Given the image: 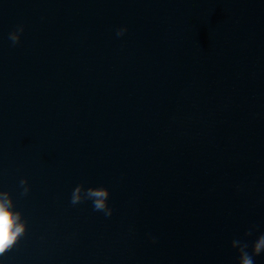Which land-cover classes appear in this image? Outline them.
<instances>
[{
    "label": "water",
    "instance_id": "water-1",
    "mask_svg": "<svg viewBox=\"0 0 264 264\" xmlns=\"http://www.w3.org/2000/svg\"><path fill=\"white\" fill-rule=\"evenodd\" d=\"M0 188L27 222L4 264H237L264 232V0H0Z\"/></svg>",
    "mask_w": 264,
    "mask_h": 264
},
{
    "label": "clouds",
    "instance_id": "clouds-1",
    "mask_svg": "<svg viewBox=\"0 0 264 264\" xmlns=\"http://www.w3.org/2000/svg\"><path fill=\"white\" fill-rule=\"evenodd\" d=\"M24 30V25L20 24L9 32L8 38L16 44L20 40L21 33ZM127 31V26H121L117 29L116 35L121 36ZM19 184L22 186V194H27L30 190L27 178L20 179ZM109 190L105 187H90L82 190L81 185H77L71 194V203L76 204L82 200H90L94 210L102 211L105 216L112 213V208L109 205ZM27 222L23 218L22 212L16 208L13 194L10 190L0 188V256L12 248L18 239L25 233ZM254 231L249 228L245 232V236L251 235ZM150 239L155 240L154 237ZM231 247L236 249L237 264H254L253 257L264 253V232L259 233L251 242V250L249 251V243L243 239H233ZM0 264H4L0 259Z\"/></svg>",
    "mask_w": 264,
    "mask_h": 264
}]
</instances>
